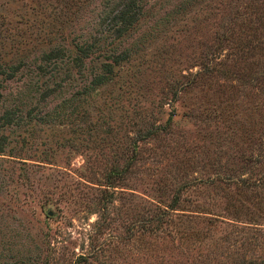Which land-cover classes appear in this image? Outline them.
<instances>
[{
  "label": "rangeland",
  "instance_id": "rangeland-1",
  "mask_svg": "<svg viewBox=\"0 0 264 264\" xmlns=\"http://www.w3.org/2000/svg\"><path fill=\"white\" fill-rule=\"evenodd\" d=\"M0 62V264H264V0H0Z\"/></svg>",
  "mask_w": 264,
  "mask_h": 264
},
{
  "label": "trees",
  "instance_id": "trees-1",
  "mask_svg": "<svg viewBox=\"0 0 264 264\" xmlns=\"http://www.w3.org/2000/svg\"><path fill=\"white\" fill-rule=\"evenodd\" d=\"M122 8V7H121ZM135 16L134 12H132V7H127L124 8L122 10H120L118 13L113 14V18L114 21L117 23H120L123 26L127 25L130 23V20ZM120 24L117 26L116 28V32L118 35H120ZM62 51V50H61ZM76 51L79 53V55H74V64H80L82 63V58L87 57L89 54H93V52L91 51L90 45L88 44H83V45H76ZM57 56L56 53L51 52L49 53L48 56H46L44 59L47 60L46 58L49 57H55ZM105 57H109L108 59H110L109 62H104L101 63L98 66V71L93 74L90 83H92L94 85V87H100L102 85H106L111 79V73L114 71L113 70V66L114 65H118L120 63V61L122 60H127V53L125 52V49H123L121 52L119 53H115V52H110L109 56H105ZM5 66V62H0V75L4 74L6 77L5 78H11L13 71L16 69V67H14V65H10L9 68H4ZM7 69V70H5ZM40 66H38V73H42L40 72ZM92 87V86H91ZM48 92L44 91L40 94V98H42L44 95H46ZM0 97H1V93H0ZM77 118H74L78 121H83L86 122V116L85 114L79 113L76 114ZM15 112L8 109V110H4L2 112V114L0 115V129L4 126H8L11 124H14L13 119L15 120ZM167 124L170 121V117L167 118L166 120ZM89 121H87L86 124H88ZM90 129L86 128L84 130L81 131V133L85 134L89 131ZM0 151H1V146H0ZM117 170V171H116ZM115 170V172H118L119 169L117 167V169ZM111 174H113V172H111ZM228 178L230 177H226V179L228 180ZM262 182H264V176H258L257 178H255L252 181H249L248 179H240L239 181V189L240 188H246L247 186H258V184H262Z\"/></svg>",
  "mask_w": 264,
  "mask_h": 264
}]
</instances>
